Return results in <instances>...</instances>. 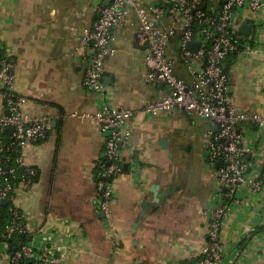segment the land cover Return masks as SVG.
<instances>
[{
  "label": "crops",
  "instance_id": "1",
  "mask_svg": "<svg viewBox=\"0 0 264 264\" xmlns=\"http://www.w3.org/2000/svg\"><path fill=\"white\" fill-rule=\"evenodd\" d=\"M110 1L0 0V53L11 63L15 90L27 98L22 110L32 117H50L51 125L43 140L24 148L26 162L37 174L31 187H18L13 198L28 232L50 235L60 246L63 264H186L203 245V211L222 200L217 167L205 158L209 132L217 127L180 108L156 115L142 110L145 102L160 99L169 88L145 81L147 45L136 38L134 13L127 24L112 29L114 53L105 59L102 75L104 101L134 111L131 138L122 147L126 169L114 179L110 204L117 248L95 204V162L104 148L101 133L92 121L58 116L93 112L101 104L83 84L88 48L79 46L74 28H90L96 7ZM200 1L215 12L223 0ZM144 3L168 8L167 0ZM238 19L236 39L244 46L223 65L231 100L239 110L264 113V9L254 15L243 10ZM242 22L252 25L249 36L241 34ZM161 23L168 25L166 16ZM179 37L177 33L169 40L167 54L174 73L190 82L178 58ZM1 91L0 82V115ZM240 132L252 149V175L257 178L264 170V130L244 124ZM154 186L169 195L152 203ZM240 194L242 201L220 229L225 245L220 264H264V187L251 192L243 185ZM0 264H9L8 257L1 255Z\"/></svg>",
  "mask_w": 264,
  "mask_h": 264
},
{
  "label": "built area",
  "instance_id": "2",
  "mask_svg": "<svg viewBox=\"0 0 264 264\" xmlns=\"http://www.w3.org/2000/svg\"><path fill=\"white\" fill-rule=\"evenodd\" d=\"M167 1L168 10L162 5L145 4L144 0H111L96 7V19L90 28H74L79 46L88 48L83 55V84L102 100L93 112L72 111L58 116L92 121L101 133L104 148L95 162V204L103 213L102 221L111 245L117 248L120 242L111 223L110 204L114 179L124 170L122 147L131 138L129 123L134 111L104 101L102 75L105 59L114 53L110 46L112 29L127 24L130 14L134 13L138 20L136 38L147 45L145 81L162 83L169 88L168 94L160 99L145 102L142 110L156 115L180 108L217 127L209 132L205 158L217 167V188L222 200L203 211L206 219L203 245L198 256L187 264H220L225 252L220 229L232 208L242 201L241 187L247 185L251 192L264 187V170L257 178L253 177L252 149L240 132L244 124L264 130V113L239 110L233 104L229 75L223 66L227 56L238 53L244 46L236 39L238 14L243 10L256 14L264 9V0H223L211 13L202 9L200 0ZM165 16L168 25L161 23ZM177 33L180 34L178 58L189 71L190 82L174 73L173 60L167 54L169 40ZM191 41L199 43L196 52L187 48ZM0 82L4 101L0 115V200H8L7 220L0 232V256H7L9 264H63L60 246L50 235L34 237L28 232L24 214L13 198L18 187L28 190L35 179L37 170L26 162L23 150L46 137L51 128L50 117H32L23 112L27 98L15 90L11 63L1 53ZM9 127H13V131L7 143L3 131ZM262 210L264 218V200ZM2 213L0 208V217ZM25 235L29 237L26 241L21 239Z\"/></svg>",
  "mask_w": 264,
  "mask_h": 264
},
{
  "label": "water",
  "instance_id": "3",
  "mask_svg": "<svg viewBox=\"0 0 264 264\" xmlns=\"http://www.w3.org/2000/svg\"><path fill=\"white\" fill-rule=\"evenodd\" d=\"M202 7H203V4H202ZM167 10H168V8H167ZM251 28H252V25L250 23L243 22V23L240 24L239 30H240L241 34H243L244 36H249ZM198 46H199V43L197 41H191V42H189L187 44V48L190 51H192V52H196L197 49H198ZM8 130L10 132H12L13 131V127H9ZM123 169H126V164L123 165ZM156 189H157V186H154V187L151 188V191L154 193V197H153L152 203L158 202L160 197H164V196H168L169 195V193H159V192L156 191ZM0 203L2 205H6L8 203V200L7 199H2V200H0ZM147 204H145V202H144L142 204V207L146 208ZM14 244H17V241H14ZM13 249H15V248H13Z\"/></svg>",
  "mask_w": 264,
  "mask_h": 264
},
{
  "label": "trees",
  "instance_id": "4",
  "mask_svg": "<svg viewBox=\"0 0 264 264\" xmlns=\"http://www.w3.org/2000/svg\"><path fill=\"white\" fill-rule=\"evenodd\" d=\"M202 7V6H201ZM202 9L205 11V12H207V13H211V12H209L206 8H203L202 7ZM225 70V69H224ZM226 72V71H225ZM10 131L8 130V129H5L4 131H3V138L5 139V141L7 142V143H9L10 142V138H9V135H10ZM11 158H13V156H11ZM0 208H1V210L3 211V213H2V215H1V217H0V232L3 230V226H4V224L6 223V220H7V218H6V211H5V209H6V205H0ZM21 239L22 240H28L29 239V237L27 236V235H25V236H21ZM187 264V263H186Z\"/></svg>",
  "mask_w": 264,
  "mask_h": 264
}]
</instances>
